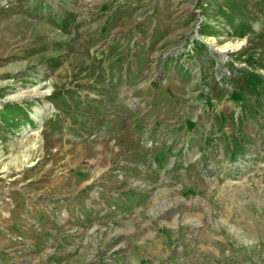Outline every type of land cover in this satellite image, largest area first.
Listing matches in <instances>:
<instances>
[{
    "label": "rangeland",
    "instance_id": "1",
    "mask_svg": "<svg viewBox=\"0 0 264 264\" xmlns=\"http://www.w3.org/2000/svg\"><path fill=\"white\" fill-rule=\"evenodd\" d=\"M0 264H264V0H0Z\"/></svg>",
    "mask_w": 264,
    "mask_h": 264
}]
</instances>
